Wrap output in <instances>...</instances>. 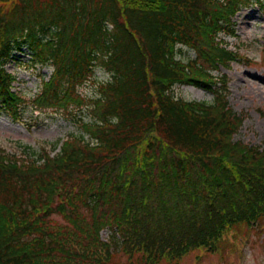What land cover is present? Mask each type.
I'll list each match as a JSON object with an SVG mask.
<instances>
[{
  "label": "trees",
  "instance_id": "1",
  "mask_svg": "<svg viewBox=\"0 0 264 264\" xmlns=\"http://www.w3.org/2000/svg\"><path fill=\"white\" fill-rule=\"evenodd\" d=\"M250 3L264 11L263 0H0V108L20 116L5 66L26 50L54 68L35 108L89 115L53 156L44 144L0 151V264H180L264 226V150L234 139L242 117L220 75L238 56L220 35L235 36ZM181 47L194 60L176 59ZM96 66L111 79L87 98ZM179 85L212 99H177Z\"/></svg>",
  "mask_w": 264,
  "mask_h": 264
},
{
  "label": "rangeland",
  "instance_id": "2",
  "mask_svg": "<svg viewBox=\"0 0 264 264\" xmlns=\"http://www.w3.org/2000/svg\"><path fill=\"white\" fill-rule=\"evenodd\" d=\"M233 21L236 37H225L224 41L227 42L228 48L237 49L242 56L247 57L246 61H235L228 65V68L221 69L228 80V105L234 113L244 118L235 139L264 150V115L261 113L264 112V13L259 5L251 3L242 7ZM16 57L20 59L8 63L5 70L15 78L13 91L22 95L26 103L19 108V120H13L0 109V149L7 154L20 155L22 151H26L24 147L38 149L44 144L51 152V147L45 143H58L57 151L66 136L81 134L77 121H88V112L86 109L71 113L35 110L32 99L40 90L41 81L49 79L53 67L31 66L26 50L24 54L17 53ZM194 57V52L186 48L178 53V58L184 61ZM109 79L110 74L97 66L93 78L80 88V92L87 98L96 97L98 84ZM172 94L187 101L209 102L212 98L211 94L191 86H175ZM247 233L248 235L237 238V247L240 248L238 253L233 254L228 246L231 241L229 235L226 244L221 246L224 248L222 253L192 251L182 258L180 264H264V231L253 229ZM106 235L107 232L103 231V238ZM235 250L236 245L233 252ZM198 253L202 255L197 260Z\"/></svg>",
  "mask_w": 264,
  "mask_h": 264
}]
</instances>
